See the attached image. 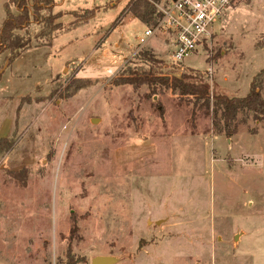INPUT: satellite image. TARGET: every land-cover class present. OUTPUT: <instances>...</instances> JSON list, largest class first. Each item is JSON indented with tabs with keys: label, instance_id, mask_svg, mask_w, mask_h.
<instances>
[{
	"label": "rangeland",
	"instance_id": "obj_1",
	"mask_svg": "<svg viewBox=\"0 0 264 264\" xmlns=\"http://www.w3.org/2000/svg\"><path fill=\"white\" fill-rule=\"evenodd\" d=\"M128 1L55 0L63 26L95 15L49 46L32 23L30 48L0 54V135L15 141L0 153V264H264V121L240 113L226 137L202 101L119 81L187 73L244 95L264 68V0H236L181 66L161 33L137 48L148 23L131 13L110 31Z\"/></svg>",
	"mask_w": 264,
	"mask_h": 264
},
{
	"label": "trees",
	"instance_id": "obj_2",
	"mask_svg": "<svg viewBox=\"0 0 264 264\" xmlns=\"http://www.w3.org/2000/svg\"><path fill=\"white\" fill-rule=\"evenodd\" d=\"M157 1L159 0H129L112 21L110 31L121 22L127 13H131L143 23L152 22L156 17L154 3ZM55 3V0H7L5 18L0 26V54L9 51L5 57L6 66L32 46V37L27 32L32 23L40 25V29L33 36L37 46H49L58 32L74 29L95 15L96 8L93 7L83 8L82 14L73 11L71 13L74 17L73 20L63 26L58 21L61 14L53 12ZM12 6L15 8V12L12 11ZM22 30L25 31L24 35L19 33ZM143 55L153 62H159L146 52ZM263 74L264 68L250 81L248 92L244 96L213 94L211 86L207 82L198 80L187 73L168 77L155 74L152 70L141 73L127 70V74H123L119 81L130 84L134 88H138L142 84L154 88L159 84L169 88L172 93L180 97H193L194 106L202 101L211 110L212 126L216 133H223L226 137H230L237 131V116L240 113L244 115L243 123L246 122L248 116L254 121H264L262 80H258ZM14 145L15 141L10 137H0V153H8L14 148Z\"/></svg>",
	"mask_w": 264,
	"mask_h": 264
},
{
	"label": "built area",
	"instance_id": "obj_3",
	"mask_svg": "<svg viewBox=\"0 0 264 264\" xmlns=\"http://www.w3.org/2000/svg\"><path fill=\"white\" fill-rule=\"evenodd\" d=\"M236 0H159L155 19L145 24L137 48L162 34L166 56L174 66L196 54L217 33ZM207 74L211 69L207 68Z\"/></svg>",
	"mask_w": 264,
	"mask_h": 264
},
{
	"label": "water",
	"instance_id": "obj_4",
	"mask_svg": "<svg viewBox=\"0 0 264 264\" xmlns=\"http://www.w3.org/2000/svg\"><path fill=\"white\" fill-rule=\"evenodd\" d=\"M93 120H96L94 118ZM114 260L109 256H97L92 260V264H113Z\"/></svg>",
	"mask_w": 264,
	"mask_h": 264
},
{
	"label": "crops",
	"instance_id": "obj_5",
	"mask_svg": "<svg viewBox=\"0 0 264 264\" xmlns=\"http://www.w3.org/2000/svg\"><path fill=\"white\" fill-rule=\"evenodd\" d=\"M86 8H89V7H86ZM79 9H83V8H78V9H76V10H72V11H78ZM73 18H74V17H73ZM90 19H91V18H90ZM72 20H73V19H72ZM72 20H70L69 22H71ZM88 21H89V20H88ZM88 21H87V22H88ZM69 22H68V23H69ZM68 23H66L65 25H67ZM85 23H86V22H85ZM83 24H84V23H83ZM65 25H64V26H65ZM81 25H82V24H81ZM76 28H78V27H76ZM72 30H73V29H72ZM3 53H4V52H3ZM3 53H1V54H3ZM3 55L5 56L6 54H3ZM5 57H6V56H5ZM5 57H4V61H5ZM247 92H248V91H247ZM247 92H246V93H247ZM246 93H245V94H246ZM245 94H244V95H245ZM244 95H241V96H244ZM0 137H5V136L0 135Z\"/></svg>",
	"mask_w": 264,
	"mask_h": 264
}]
</instances>
